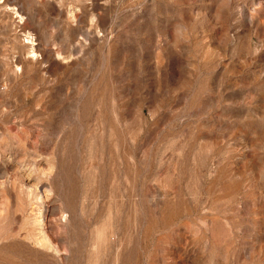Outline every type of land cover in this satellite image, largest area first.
<instances>
[{
  "label": "rangeland",
  "instance_id": "obj_1",
  "mask_svg": "<svg viewBox=\"0 0 264 264\" xmlns=\"http://www.w3.org/2000/svg\"><path fill=\"white\" fill-rule=\"evenodd\" d=\"M0 264H264V0H0Z\"/></svg>",
  "mask_w": 264,
  "mask_h": 264
}]
</instances>
